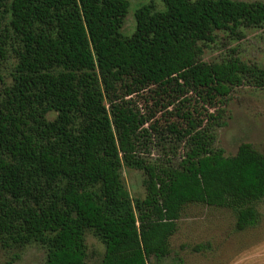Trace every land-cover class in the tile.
Instances as JSON below:
<instances>
[{
    "label": "trees",
    "instance_id": "trees-1",
    "mask_svg": "<svg viewBox=\"0 0 264 264\" xmlns=\"http://www.w3.org/2000/svg\"><path fill=\"white\" fill-rule=\"evenodd\" d=\"M158 1L127 36V0H0L1 248L88 264L91 234L98 264H159L187 206L229 210L237 232L258 223L264 154L215 144L231 92L263 88L264 69L236 48L202 57L263 30L264 2ZM123 168L141 172V199Z\"/></svg>",
    "mask_w": 264,
    "mask_h": 264
},
{
    "label": "rangeland",
    "instance_id": "rangeland-1",
    "mask_svg": "<svg viewBox=\"0 0 264 264\" xmlns=\"http://www.w3.org/2000/svg\"><path fill=\"white\" fill-rule=\"evenodd\" d=\"M127 1L129 10L122 27V33L127 36L134 30L133 13L140 6L151 2L156 10L164 9L158 0ZM232 48L237 49L248 66L264 69V29L248 31L242 41L227 47L206 50L202 58L207 63L219 62ZM227 111L228 118L216 131V147L222 149L225 156H232L240 144L249 143L264 154V87L256 89L246 84L234 89ZM142 179L141 172L123 168V184L132 199L144 196ZM256 209L259 220L255 227L237 232L234 215L229 210L202 205L185 207L177 221V231L170 239L172 254L159 264H172L176 257L183 264H264V199ZM85 242L87 263L98 264L104 254L103 245L91 234H86ZM199 245L209 247L202 252L192 251ZM45 255V249L37 245L9 250L0 247V264H43Z\"/></svg>",
    "mask_w": 264,
    "mask_h": 264
}]
</instances>
